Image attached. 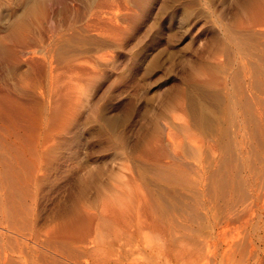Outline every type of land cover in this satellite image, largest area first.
Instances as JSON below:
<instances>
[{"label": "rangeland", "instance_id": "1", "mask_svg": "<svg viewBox=\"0 0 264 264\" xmlns=\"http://www.w3.org/2000/svg\"><path fill=\"white\" fill-rule=\"evenodd\" d=\"M29 1L0 0V264H71L79 227L264 264V0Z\"/></svg>", "mask_w": 264, "mask_h": 264}, {"label": "bare ground", "instance_id": "2", "mask_svg": "<svg viewBox=\"0 0 264 264\" xmlns=\"http://www.w3.org/2000/svg\"><path fill=\"white\" fill-rule=\"evenodd\" d=\"M29 1V0H28ZM39 5V2H38V0H30L29 1V4H27V9H26V14H34V12H36V10H37V8L39 7L38 6ZM39 9V8H38ZM20 19V18H19ZM22 19V18H21ZM14 22V21H13ZM12 26H14L13 24H12ZM9 28H12V27H9ZM16 28V27H15ZM229 115V114H228ZM227 128V127H226ZM231 129V128H230ZM237 131V130H236ZM229 135V134H228ZM235 135V134H234ZM225 137V136H224ZM229 137V136H228ZM234 138H235V136H234ZM219 140V139H218ZM236 140V139H235ZM221 142V141H220ZM244 141H242V143H243ZM241 143V142H240ZM244 144V143H243ZM218 145V144H217ZM235 145V144H234ZM221 148V147H220ZM220 148H218V149H220ZM234 148V147H233ZM243 148H244V146H243ZM232 150V149H231ZM227 151V150H226ZM220 152V151H219ZM228 152V151H227ZM220 154V153H219ZM215 158V157H214ZM218 159H220V158H218ZM217 162H219V161H216V163ZM217 168H218V166H217ZM219 170V169H218ZM88 173V172H87ZM235 175V174H234ZM247 176V175H246ZM94 178V177H93ZM235 179V178H234ZM223 182V181H222ZM76 207V206H75ZM75 210H77V209H75ZM5 212V211H4ZM71 215H73V214H71ZM69 216V215H68ZM76 215H74L73 216V218L71 219V220H69V222H73V221H76V220H78L76 217H75ZM66 217V216H65ZM80 218H81V216H80ZM60 221V220H59ZM84 221V220H83ZM60 223L62 224V223H64V222H62V221H60ZM73 223H75V222H73ZM75 224H77V223H75ZM58 225H60V224H58ZM70 225V224H69ZM68 225V226H69ZM61 226V225H60ZM68 226H66V228L68 227ZM118 226H116L115 228H117ZM124 227V226H123ZM56 228V226L54 225V229ZM61 228V227H60ZM102 228V227H101ZM128 228H130V227H128ZM12 229V228H11ZM15 229V228H14ZM19 229V228H18ZM59 229V228H58ZM69 229V228H68ZM68 229H66V230H68ZM150 229V228H149ZM148 229V230H149ZM65 230V231H66ZM71 230V229H70ZM97 230V229H96ZM104 230V229H103ZM124 230V229H123ZM127 230H129V229H127ZM132 230V229H131ZM176 230V229H175ZM61 231H62V229H61ZM63 231H64V229H63ZM130 231V230H129ZM145 230H143V228H140V227H137V228H134L131 232H133V235H136L137 237L136 238H138V236L139 235H141L143 232H144ZM20 232V231H19ZM92 232H93V235L94 236H96L97 234H99L100 233V231H93V230H90L89 228H76V229H74L73 231H72V234H70V236H71V242H72V246H73V248L72 249H74V250H72L73 252H72V254H70V257H71V255H72V257H71V259H69L72 263L71 264H81V262H79L78 260V258H81V259H83L82 258V253H83V256H85V259H87L86 257H89L88 259H90V261L92 262H89V264H141V263H143V262H141V260L143 261V259H145V258H142L143 256V253L144 254H146V255H148V258H150V259H152L153 260V262H154V264H174V263H172V262H175V263H177V264H179V262H184V260H185V262H188V261H191L190 259L194 256V254L193 255H191V253H190V251H189V253H190V255L188 254V256L186 255L185 256V254L184 253H187L188 251H186V250H184L183 249V247H182V250H180L179 249V252L178 253H175V251H176V249H170V251L171 250H173L174 251V254H173V251H172V253L171 252H168V251H166V249L164 248L165 246L162 244H156V245H154V246H152V241L150 242H148V240H146L145 238H144V236L142 237V239L144 238L145 240H146V242H144L145 240H143V248H142V251H143V253L140 251V248H139V243H137L138 244V247H137V245H135V247H134V249L137 247V248H139V250H137V248H136V252L135 253H133V251H134V249H133V251L131 252V253H128V257L126 256V258L124 259L123 258V260H122V258H121V253H118V252H116L115 250L113 251L112 249L113 248H111V245H109V244H105V243H97L96 242V240H95V238L93 237L92 239H90V237H91V234H92ZM104 232V231H103ZM113 234H115V235H119V237H121V239H122V234H124V232L121 230V229H112V231H111ZM147 232V231H146ZM150 232V231H149ZM153 232V231H152ZM157 232V231H156ZM186 232V231H185ZM22 233V232H21ZM56 233V232H55ZM57 233H58V231H57ZM69 233V232H68ZM125 233H126V231H125ZM145 233V232H144ZM110 234V233H109ZM127 234V233H126ZM146 234V233H145ZM169 234V233H168ZM8 235V234H7ZM18 235H21V234H18ZM132 235V234H131ZM143 235V234H142ZM147 235V234H146ZM149 235V234H148ZM147 235V236H148ZM89 236V237H88ZM99 236H102L101 235V233H100V235ZM112 236V235H111ZM129 236H130V234H129ZM85 237V238H84ZM87 237V238H86ZM103 237V236H102ZM114 237V236H113ZM116 237H118V236H116ZM124 237V236H123ZM133 237V236H132ZM141 237V236H140ZM139 237V238H140ZM146 237V236H145ZM155 237H158V236H155ZM1 239H0V250L2 251V253H3V256L4 257H6V255L8 254V253H10V255L11 254H13L12 252H13V250H12V245H11V243L9 242L10 240H8L7 238H2V237H0ZM28 238V237H27ZM98 238V237H97ZM129 238V237H128ZM148 238H150V237H148ZM124 239V238H123ZM122 239V240H123ZM134 239V238H133ZM141 239V240H142ZM150 239H152V238H150ZM156 239V238H155ZM160 239V238H159ZM181 239V238H180ZM17 240V239H16ZM19 240V239H18ZM136 240V239H135ZM140 239H137V241H139ZM116 241H118V239L116 240ZM115 241V242H116ZM129 241V240H128ZM162 241V240H161ZM167 241V240H166ZM186 241V240H185ZM18 242V241H17ZM23 242V241H22ZM136 242V241H135ZM156 242V241H155ZM155 242H153V243H155ZM178 242V241H177ZM16 243V242H15ZM140 243H142V242H140ZM161 243V242H160ZM26 244V243H25ZM24 244V245H25ZM19 245V244H18ZM17 245V246H18ZM92 246L93 248H91V250H89V249H87V246ZM114 245V244H113ZM126 245V244H125ZM128 245V244H127ZM15 246V245H14ZM67 246H69V244L67 245ZM208 246V245H207ZM24 248V247H23ZM71 248V247H70ZM76 248H78V251H77V249ZM114 248H116V247H114ZM180 248V247H179ZM21 249V248H20ZM69 249V248H68ZM82 251L81 252V255H80V250ZM15 250V249H14ZM23 250V249H22ZM70 250V249H69ZM68 250V251H69ZM190 250V249H189ZM78 252V254H76L77 252ZM120 251V250H119ZM178 251V250H177ZM186 251V252H185ZM202 251V250H201ZM209 251H210V248H209ZM130 252V251H129ZM17 253V252H16ZM69 253V252H68ZM205 253H206V250H205ZM57 254V253H56ZM59 254H61V253H59ZM207 255L209 254L208 252L206 253ZM66 255H68V254H66ZM76 255H79V257H77L76 258ZM205 255V254H204ZM198 256V255H197ZM206 256V255H205ZM205 256H203V258L205 257ZM69 257V258H70ZM122 257H123V255H122ZM200 257H202V256H200ZM225 257H226V254H224V255H222V261H225L226 262V259H225ZM190 258V259H189ZM194 258V257H193ZM66 259V258H65ZM78 259V260H77ZM195 259H196V257H195ZM201 258H199L198 260H200ZM205 259H206V257H205ZM63 260V259H62ZM203 260V259H202ZM201 260V261H202ZM57 261H59V260H57ZM67 261V260H66ZM69 261V262H70ZM145 261V260H144ZM138 262H140V263H138ZM192 262H193V260H192ZM196 262V261H195ZM198 262V261H197ZM209 262V261H208ZM148 263V262H147ZM145 264V263H144ZM187 264H189V263H187ZM192 264V263H191ZM198 264H199V262H198ZM202 264V263H201Z\"/></svg>", "mask_w": 264, "mask_h": 264}]
</instances>
